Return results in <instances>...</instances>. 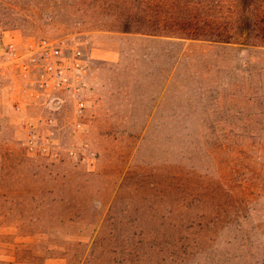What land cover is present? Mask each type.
<instances>
[{"label":"rangeland","instance_id":"obj_1","mask_svg":"<svg viewBox=\"0 0 264 264\" xmlns=\"http://www.w3.org/2000/svg\"><path fill=\"white\" fill-rule=\"evenodd\" d=\"M0 264H264V0H0Z\"/></svg>","mask_w":264,"mask_h":264},{"label":"built area","instance_id":"obj_2","mask_svg":"<svg viewBox=\"0 0 264 264\" xmlns=\"http://www.w3.org/2000/svg\"><path fill=\"white\" fill-rule=\"evenodd\" d=\"M8 50L15 66L36 74L34 82L42 91L66 88L77 94L85 84L86 67L76 46L68 48L55 40L40 38L23 54L15 53L9 44ZM30 81L32 83V79Z\"/></svg>","mask_w":264,"mask_h":264},{"label":"trees","instance_id":"obj_3","mask_svg":"<svg viewBox=\"0 0 264 264\" xmlns=\"http://www.w3.org/2000/svg\"><path fill=\"white\" fill-rule=\"evenodd\" d=\"M184 37H185V35H184Z\"/></svg>","mask_w":264,"mask_h":264}]
</instances>
